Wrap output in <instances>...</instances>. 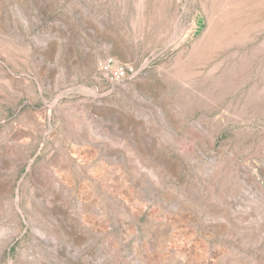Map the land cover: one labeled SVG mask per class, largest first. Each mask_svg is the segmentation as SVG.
Segmentation results:
<instances>
[{"label":"rangeland","instance_id":"374dc122","mask_svg":"<svg viewBox=\"0 0 264 264\" xmlns=\"http://www.w3.org/2000/svg\"><path fill=\"white\" fill-rule=\"evenodd\" d=\"M0 264H264V0H0Z\"/></svg>","mask_w":264,"mask_h":264},{"label":"built area","instance_id":"2783aa9c","mask_svg":"<svg viewBox=\"0 0 264 264\" xmlns=\"http://www.w3.org/2000/svg\"><path fill=\"white\" fill-rule=\"evenodd\" d=\"M136 71L129 65L117 62L115 59H107L101 65L102 77L111 84H119L133 78Z\"/></svg>","mask_w":264,"mask_h":264}]
</instances>
